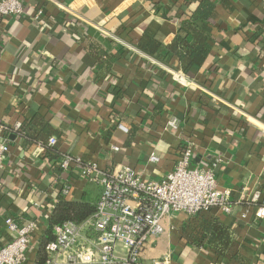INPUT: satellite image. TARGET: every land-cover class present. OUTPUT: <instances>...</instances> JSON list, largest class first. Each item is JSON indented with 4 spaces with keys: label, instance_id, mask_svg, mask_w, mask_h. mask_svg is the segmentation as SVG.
<instances>
[{
    "label": "crops",
    "instance_id": "0c3cea01",
    "mask_svg": "<svg viewBox=\"0 0 264 264\" xmlns=\"http://www.w3.org/2000/svg\"><path fill=\"white\" fill-rule=\"evenodd\" d=\"M154 1L157 7L150 0H23L21 15L0 16V137L10 144L0 163V247L12 238L7 216L38 219L25 264H37L68 175L69 198L96 204L101 195L102 186L77 168H57L65 154L106 171L129 164L144 179H161L188 142L190 166L213 168L219 186L233 190L234 210L166 218L144 261L264 264V218L250 200L255 190L264 199V0H210L211 16L197 23L212 36V57L192 76L178 57L164 61L137 43L144 35L172 43L180 21L204 0ZM86 28L109 41L104 64L91 52ZM173 117L178 129L167 128ZM47 124L58 132L46 144L20 135L22 127L38 133ZM52 136L61 154L53 160L44 157ZM153 148L161 157L156 164L148 161ZM214 219L232 234L223 251L208 238L195 241Z\"/></svg>",
    "mask_w": 264,
    "mask_h": 264
},
{
    "label": "built area",
    "instance_id": "2783aa9c",
    "mask_svg": "<svg viewBox=\"0 0 264 264\" xmlns=\"http://www.w3.org/2000/svg\"><path fill=\"white\" fill-rule=\"evenodd\" d=\"M24 12L23 0H0V15L19 16ZM42 13L41 10L35 18ZM172 71V70H171ZM176 80L185 81V75L172 71ZM179 119L173 117L167 128L178 129ZM58 138L52 136L49 145L55 146ZM120 151L119 145L111 147ZM10 153V144L0 137V163ZM192 147L186 143L171 169L161 179H144L131 165L119 163L112 170H103L97 163L65 154L59 160L62 173L77 168L82 178L99 183L102 192L95 212L82 222L66 221L54 226L55 240L46 245L49 258L45 264H171L170 258L145 262V245L162 235L165 220L178 213L196 216L213 208L223 213L233 212L232 193L220 187L213 168L191 167ZM161 160L153 148L148 154L149 163ZM62 193H70L69 175ZM250 200L256 204V217L264 218V199L255 190ZM246 213H243V217ZM12 238L0 247V264H25L31 241L39 226L38 219L22 223L13 216L5 218Z\"/></svg>",
    "mask_w": 264,
    "mask_h": 264
},
{
    "label": "trees",
    "instance_id": "16d2710c",
    "mask_svg": "<svg viewBox=\"0 0 264 264\" xmlns=\"http://www.w3.org/2000/svg\"><path fill=\"white\" fill-rule=\"evenodd\" d=\"M150 1L156 7L159 5L154 0ZM212 10L213 6L210 0H204L190 19L187 18L180 21L176 37L173 42L168 45H165L157 38H152L147 35L142 36L137 45L142 51L150 55L159 56L167 62L169 61L168 59L175 56L178 57L183 73L187 76H192L200 68L209 66V60L212 57V36L207 31V28H203V26H200L197 23L198 20L207 22L212 14ZM86 30L84 38L90 40L89 46L91 52L98 59L100 64H104L106 60H108L106 58L108 56L107 49L110 44L109 41L94 29L86 28ZM19 132L20 135L28 138L30 141L36 142L40 140L44 141V144H46L48 136L57 133L58 130L47 124V126L41 129L38 133H31L28 128L25 127H22ZM60 156L61 154L56 148V145L47 146L46 155L44 157L53 160ZM55 165L59 168V163L56 162ZM69 194L59 195V199L49 219L44 237L40 242L37 264H45L46 260L49 258V252L46 250V245L56 238L54 232L55 225L62 224L66 221L82 222L91 216L96 210L95 203L69 198ZM207 225L208 227L201 226V229L198 232L201 236L195 241L200 243L202 239L204 240L208 238V241L216 244V246L222 245L223 249H220V251L226 249L231 241V231L224 224L219 222L218 219L212 220ZM207 231H209V236H207Z\"/></svg>",
    "mask_w": 264,
    "mask_h": 264
},
{
    "label": "rangeland",
    "instance_id": "374dc122",
    "mask_svg": "<svg viewBox=\"0 0 264 264\" xmlns=\"http://www.w3.org/2000/svg\"><path fill=\"white\" fill-rule=\"evenodd\" d=\"M94 196H95V194H94V193H92V194H91V193H89V198H92V197H94ZM149 242H150V241H149ZM149 242H148V243L145 245V248L148 246ZM145 248H144V249H145ZM143 253H144V252H143Z\"/></svg>",
    "mask_w": 264,
    "mask_h": 264
}]
</instances>
